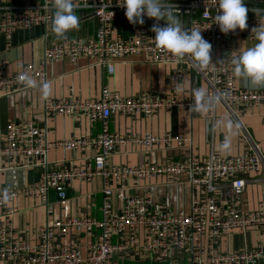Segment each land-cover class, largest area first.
I'll list each match as a JSON object with an SVG mask.
<instances>
[{
  "label": "built area",
  "instance_id": "2783aa9c",
  "mask_svg": "<svg viewBox=\"0 0 264 264\" xmlns=\"http://www.w3.org/2000/svg\"><path fill=\"white\" fill-rule=\"evenodd\" d=\"M246 0H244L245 2ZM120 0H74L77 5L74 11L91 13L96 20L95 34L88 40H72L64 38L43 49L39 68L31 64L23 65L12 73L6 72L8 62L0 60V96L16 93L30 88L25 77L34 85L46 82V66L49 63L68 59L71 62L80 57L94 59L106 67L107 72L114 71V61L127 55H144L146 60L158 64H176L169 54L155 49L151 40L155 33L142 34L139 37L124 38L116 35V18ZM177 10H185L191 14L185 29H200L202 37L212 45V63L208 69L200 71L185 59L201 79L209 97H218L213 110L207 112L210 119L216 116V108L220 106L226 116L234 118L239 124V132L248 146V151L235 156L209 154L204 157L187 156L177 161H166L158 166L113 164L111 157L120 146L131 144L140 147H151L176 141L185 146L190 141L182 134L158 137L146 134H120L109 129V118L116 114L132 117H153L160 111L191 110V95L182 99L178 97V86L175 84L168 95L141 93L135 96H123L103 86L99 97L95 100L69 98L52 99L44 106L48 116L84 115L89 120L99 122V130L94 135H82L72 139L49 142L46 128L34 119L22 122L9 121L4 129L0 128V157L13 159L23 157L29 160H40L47 156L52 147L64 150L90 149L92 151V168H76L66 170L44 171L36 182L29 183L21 191L27 197L48 203L49 191H54L58 200L67 197V186L73 180L91 182L101 179V218L91 216L70 217L46 224L38 231V242L29 244L12 237V227L8 217L14 214L12 203L18 192L0 187V209L5 220L0 221V262L6 264H108L112 255L127 246H142L155 263L168 261L173 251L187 253L191 264H257L264 261V246L257 245L248 251L230 253L220 251V236L232 230L254 229L264 235V207L241 212L229 204H223L217 193L230 189L239 195L245 187V178L249 172L264 173V153L255 145L246 129L239 121L243 115H252L255 109L264 106V88L240 87L232 74V57L214 55L215 42L225 37H245L254 39L251 30L264 23V8L249 7L247 28L237 29L227 35L221 33L214 17L220 13L214 0H165ZM55 9L51 0L35 2L21 1L15 4L0 6V35L10 38L18 29L41 27L47 29L51 25ZM112 13V16H111ZM145 18L153 23L152 18ZM161 26V25H159ZM211 26V27H210ZM171 79L180 80L181 73L176 70ZM33 85V86H34ZM185 176L191 186L198 188L201 194L193 196L189 212L164 210L160 203L147 197L126 196L122 207L113 208V192L115 187L129 180H140L149 177L169 176L172 178ZM73 227L77 231L92 233L99 230L95 243L91 245L85 257L78 248L66 238L67 229ZM61 233L55 244L54 229ZM123 239L113 244L112 236ZM143 236L142 245L137 239ZM208 237L209 249L202 246V238Z\"/></svg>",
  "mask_w": 264,
  "mask_h": 264
},
{
  "label": "crops",
  "instance_id": "0c3cea01",
  "mask_svg": "<svg viewBox=\"0 0 264 264\" xmlns=\"http://www.w3.org/2000/svg\"><path fill=\"white\" fill-rule=\"evenodd\" d=\"M21 1L35 2L40 0H0V6L15 4ZM249 7L264 8V0H246ZM177 15L183 27L187 25L191 14L177 10ZM125 11H119L116 18V35L139 37L142 34H153L151 24L144 17V24H130L125 17ZM80 19L79 30L70 31L65 38L72 40L91 39L96 30V20L89 12L75 11ZM153 23H156L154 19ZM165 26V21H159ZM51 32V25L46 30L41 27L18 29L10 38L0 35V60L5 59L8 64L6 72L12 73L25 64L39 68L43 49L58 40ZM257 43L254 39L245 37H225L215 42L214 55L219 57H233L238 55L239 49H245ZM232 54V55H231ZM179 70L180 80L175 82L171 75ZM46 82L34 85L22 91L0 96V128L3 130L9 121L22 122L34 119L46 128V138L49 142L72 139L82 135H94L99 130V122L89 120L84 115H55L48 116L44 112L45 104L52 99L79 98L95 100L99 97L103 86L123 96H135L141 93H155L161 96L168 95L176 84L178 97L188 98L194 89L204 88L205 82L190 65L183 60L176 64H158L146 60L144 55H127L114 61V71L107 72L106 67L94 59L80 57L71 62L64 58L49 63L46 66ZM240 87H250L247 83L236 78ZM264 88V86L258 87ZM231 119L224 114L220 106L216 108V116L212 120L207 112L195 113L191 110L160 111L153 117L135 115L125 117L113 114L109 118V129L120 134H152L158 137L167 134L176 136L185 135L189 142L180 146L176 141L168 144H158L151 147H140L127 144L118 147L111 157L113 164L127 166L155 165L158 166L168 160L177 161L182 157H204L209 154L235 156L248 151V146L240 132L231 140L230 149L220 150V145L227 135L224 128L217 126L219 121ZM239 121L246 127L253 143L264 153V106L255 109L252 115H243ZM92 151L90 149L64 150L61 147H52L47 156L40 160H29L23 157L5 159L0 157V187L18 192L16 200L11 204L14 214L6 221L12 227V237L29 244L38 242V231L46 224L70 217L91 216L101 218V179L91 182L73 180L67 186V197L58 200L54 191L48 193V203L43 204L38 199L27 197L21 191L29 183L36 182L44 171L66 170L76 168H92ZM245 187L239 195H234L230 189L217 193L223 204H229L241 212L257 210L264 207V173L262 171L249 172L244 176ZM201 191L191 186L186 177H149L140 180H129L115 187L113 192V208L122 207L126 196L147 197L153 202L160 203L166 211L182 210L189 212L193 196ZM4 212L0 209V221L5 220ZM55 244L58 243L59 228L54 229ZM99 230L92 233L84 230L77 231L70 227L66 238L78 248L82 257L95 243ZM123 239L112 236V243L119 244ZM142 245L143 236L137 239ZM220 251L230 253L248 251L257 245L264 246V235L254 229L232 230L220 236ZM202 246L209 249L207 236L202 238ZM0 264H6L0 262ZM108 264H191L187 253L173 251L168 261L155 263L149 253L142 247L127 246L115 252ZM257 264H264L260 261Z\"/></svg>",
  "mask_w": 264,
  "mask_h": 264
},
{
  "label": "clouds",
  "instance_id": "9594fccd",
  "mask_svg": "<svg viewBox=\"0 0 264 264\" xmlns=\"http://www.w3.org/2000/svg\"><path fill=\"white\" fill-rule=\"evenodd\" d=\"M220 13L214 17V24L218 25L221 33L227 35L239 29L247 28L248 7L244 0H214ZM55 9L51 21V32L57 39L65 38L72 30H79L80 19L75 14L77 5L74 0H51ZM118 6L125 9V17L130 24H144V17L156 21L150 29L155 33L151 40L155 49L169 54L177 62L189 60L192 65L204 71L212 63V45L206 41L200 29H185L177 15V9L165 0H120ZM112 16V13H111ZM165 21V26H159V21ZM211 27V26H210ZM257 41L253 46L239 49V54L231 59L232 74L235 78L244 81L250 87L264 86V23L258 24L251 30ZM232 55V54H231ZM28 86L34 82L25 77ZM193 103L190 105L192 112H208L215 108L219 98L209 97L206 90L194 89ZM219 127L225 129L227 135L220 145V150L226 152L230 149L231 140L239 132V124L231 119L218 122Z\"/></svg>",
  "mask_w": 264,
  "mask_h": 264
},
{
  "label": "water",
  "instance_id": "95a60500",
  "mask_svg": "<svg viewBox=\"0 0 264 264\" xmlns=\"http://www.w3.org/2000/svg\"><path fill=\"white\" fill-rule=\"evenodd\" d=\"M125 11V10H124ZM179 11H185V10H179Z\"/></svg>",
  "mask_w": 264,
  "mask_h": 264
},
{
  "label": "rangeland",
  "instance_id": "374dc122",
  "mask_svg": "<svg viewBox=\"0 0 264 264\" xmlns=\"http://www.w3.org/2000/svg\"><path fill=\"white\" fill-rule=\"evenodd\" d=\"M188 255V254H187Z\"/></svg>",
  "mask_w": 264,
  "mask_h": 264
}]
</instances>
